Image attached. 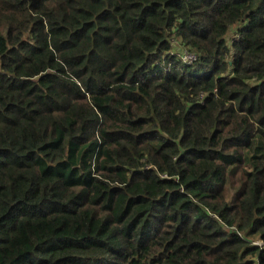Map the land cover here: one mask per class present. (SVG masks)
<instances>
[{"label": "trees", "instance_id": "16d2710c", "mask_svg": "<svg viewBox=\"0 0 264 264\" xmlns=\"http://www.w3.org/2000/svg\"><path fill=\"white\" fill-rule=\"evenodd\" d=\"M0 264H264V0H0Z\"/></svg>", "mask_w": 264, "mask_h": 264}, {"label": "built area", "instance_id": "2783aa9c", "mask_svg": "<svg viewBox=\"0 0 264 264\" xmlns=\"http://www.w3.org/2000/svg\"><path fill=\"white\" fill-rule=\"evenodd\" d=\"M183 58H184V60H186V61H191V60H192V57H190V56L187 55V54H184Z\"/></svg>", "mask_w": 264, "mask_h": 264}]
</instances>
